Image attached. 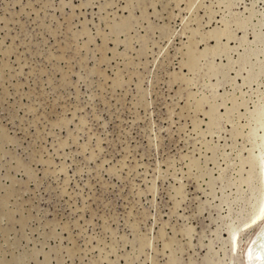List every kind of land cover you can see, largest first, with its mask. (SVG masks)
<instances>
[{
	"label": "rangeland",
	"instance_id": "1",
	"mask_svg": "<svg viewBox=\"0 0 264 264\" xmlns=\"http://www.w3.org/2000/svg\"><path fill=\"white\" fill-rule=\"evenodd\" d=\"M263 15L264 0H0V264H237L257 228L235 254Z\"/></svg>",
	"mask_w": 264,
	"mask_h": 264
},
{
	"label": "bare ground",
	"instance_id": "2",
	"mask_svg": "<svg viewBox=\"0 0 264 264\" xmlns=\"http://www.w3.org/2000/svg\"><path fill=\"white\" fill-rule=\"evenodd\" d=\"M219 36H220V34H219ZM219 36H217V37L219 38ZM263 37H264V35H263ZM263 109H264V106H263ZM258 114H259V112H258ZM261 114H262V112H261ZM261 114H259V115H261ZM255 117H257V116H255ZM262 118H263L262 123L254 124V126L250 127L249 130L247 131L248 133L245 135V137L247 135L249 136V133H250V136L252 137V141L250 142L251 147L247 148L245 146L247 148V154L245 157H243L241 159L242 162H244L243 159L246 158V161L248 162V165H249V168L247 170L248 176H247V181H245V182L248 183V186L251 189V196L253 197V200L256 201V203L254 204V208L252 209L251 214L249 213V210L247 209V211H246L245 215H243V218L241 219L240 223L237 226H235V228H233L229 232V236L227 235L228 243L231 245L233 252L235 254H237L238 248H240V240H241L239 233L242 232L246 227L250 228V226L257 224V228L254 231V233H252L251 235H249L246 238L245 244L241 248V260L237 261V264H264V117H262ZM259 128L262 129V133H258ZM241 129H242V127H241ZM240 132H241V130H240ZM258 137H260V141L257 140ZM255 147L257 148V150H254ZM242 165H243V163H242ZM238 172H239V170H238ZM238 172H236V173H238ZM243 179H245V178H243ZM250 199H251V197H250ZM241 215H242V213H241ZM221 248H222V246H221Z\"/></svg>",
	"mask_w": 264,
	"mask_h": 264
}]
</instances>
